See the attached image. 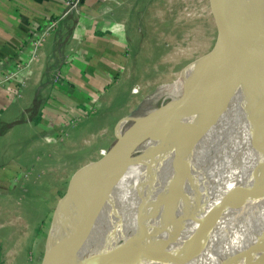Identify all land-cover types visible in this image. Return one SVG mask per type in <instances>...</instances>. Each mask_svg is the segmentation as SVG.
<instances>
[{
    "label": "rangeland",
    "instance_id": "1",
    "mask_svg": "<svg viewBox=\"0 0 264 264\" xmlns=\"http://www.w3.org/2000/svg\"><path fill=\"white\" fill-rule=\"evenodd\" d=\"M246 1L150 0V4L144 5L136 16H131L128 32L140 36L135 43H130L129 66L116 65L114 73L107 77L105 83L88 86L91 87L85 94L88 109L83 106L77 109L69 107L68 115L73 111L72 117L60 114L56 118L55 132L59 143L48 140L50 143L45 149L50 150L49 156L45 158L47 154H44L42 159L47 161L45 176L48 177L43 183L49 189L38 191L35 196H25L26 189L30 193L34 191V182L31 181L29 187L27 184L15 186V180L6 182L0 188V235L3 236V242L0 240V264H58V235L55 233L53 236L55 210L69 199L74 176L111 156L117 158L123 155L130 141L142 131L144 123L136 127L132 121L125 123L126 138L117 145L121 122L143 117L151 111L153 115L171 101L184 99L189 79L187 101L179 107L173 132L183 140L193 134L196 123H192L190 128H183L188 120L187 110L192 109L190 106L198 109L200 99L195 98L201 84L202 88L206 87H203V79L207 85L213 73L211 69L226 55V40L237 8L240 5L248 10V17L256 23L264 17L260 12L249 10ZM261 100L258 122L264 119V91ZM171 108L162 109L153 120L148 121L147 131L160 114L155 124H163L165 128L171 121ZM195 115L192 117L194 121ZM160 127L156 125L152 134L134 149L133 157L148 148ZM21 141L22 138L16 140L17 143ZM263 143L264 131L257 130L249 136L246 152L259 148ZM7 169L16 177L24 174L17 166ZM139 173L138 170L134 172L131 183L123 178H113L106 184L105 197L109 207L100 223L103 230L131 204L134 194L128 191L139 180ZM263 173L264 155L254 159L250 165L246 195L229 242L231 264H264ZM67 191L69 196L66 197ZM103 206L102 200L92 215V223L99 218ZM113 232L111 229L101 233L98 239L102 245ZM127 237L122 238V244ZM161 238L160 231L153 230L145 238L143 247L134 252L136 248L129 257L126 256L128 258L115 264H138L150 251L152 243L158 246ZM62 261L61 264H65Z\"/></svg>",
    "mask_w": 264,
    "mask_h": 264
},
{
    "label": "crops",
    "instance_id": "2",
    "mask_svg": "<svg viewBox=\"0 0 264 264\" xmlns=\"http://www.w3.org/2000/svg\"><path fill=\"white\" fill-rule=\"evenodd\" d=\"M67 3L0 0V188L34 182L25 196L49 189L42 159L49 156L48 140L59 143L56 118L69 107L88 109V86L105 83L116 65L129 66L130 43L140 35L128 32V20L150 0ZM15 166L24 174L7 169Z\"/></svg>",
    "mask_w": 264,
    "mask_h": 264
},
{
    "label": "water",
    "instance_id": "3",
    "mask_svg": "<svg viewBox=\"0 0 264 264\" xmlns=\"http://www.w3.org/2000/svg\"><path fill=\"white\" fill-rule=\"evenodd\" d=\"M246 3L249 10L264 14V0H247ZM246 11L248 10L239 5L233 16L226 40L228 44L223 67L226 66L227 69L225 89L232 111L241 116L242 125L248 129L249 135L253 136L256 133L260 116L259 111L262 102L260 89L263 90L264 86V27H260L251 20ZM203 80V87H205V79ZM190 83L189 79L184 99L171 101L153 115L151 111L143 117L128 118V120L123 121L125 123L132 121L135 127L144 123L142 131L130 141L131 143L123 155L117 158L111 156L90 166L80 175L74 176L69 199L65 205L59 204L55 210L53 236L55 233L58 235V264H61L62 259L65 264H107L104 246L92 229V215L104 197L106 184L113 178H123L131 183L136 170L140 171L138 188L160 198L177 196L205 176H211L213 181L216 179V190L211 204L212 224L226 210H232L233 207L241 205L246 195L244 186L228 201L224 200L223 196L218 195L223 188L225 172L223 174L224 167L213 146L200 153H194L188 150L178 134L173 132L174 123L179 114L177 105H173L170 109L171 121L165 128H163V124L153 123L147 131L148 121L153 120L159 111L170 106L172 102L186 100ZM221 86L223 87V85ZM203 102L199 108H206V111L209 112L211 101L208 100L202 106ZM190 108L192 109L187 110L186 118L188 120L184 124V129L192 127V123L201 122L200 119H196V121L192 119L199 109L192 106ZM205 115L207 116V113ZM123 122L118 128L119 140L117 145L126 138V131H124V126L122 127ZM156 125L161 126L160 130L155 134L148 148L142 154L133 157L134 149L152 134ZM166 142L171 144L166 145ZM131 148L129 157H126L125 155ZM179 166H186L187 170L177 180L168 182L155 180L152 183L150 168ZM65 196H69V191L66 192ZM207 235L199 236L191 242L180 260H178L177 250L151 245L150 251L138 264H193L203 251ZM145 242L143 239L134 252L143 247Z\"/></svg>",
    "mask_w": 264,
    "mask_h": 264
},
{
    "label": "bare ground",
    "instance_id": "4",
    "mask_svg": "<svg viewBox=\"0 0 264 264\" xmlns=\"http://www.w3.org/2000/svg\"><path fill=\"white\" fill-rule=\"evenodd\" d=\"M257 24L264 27V17ZM225 56L213 66L211 69L213 73L206 87L202 88L201 84L195 98L200 99L199 106L201 102L204 101L203 106L210 100V111L207 112L206 108L198 106L195 119H200L201 122L196 123L197 127L188 139H180L186 148L194 153H200L213 146L224 167L223 174L225 172L223 188L218 195L228 201L242 186L246 190L251 162L264 155V143L259 148L246 152V142L250 136L248 129L242 125L241 116L233 113L226 96L227 69L226 66L223 67ZM263 91L264 86L263 90L260 89L261 96ZM186 101L172 102L170 106L177 105L179 108ZM188 102L190 103V100ZM161 115L154 121L156 122ZM257 130L264 131V119L258 122ZM129 152L131 151L128 150L126 157H129ZM186 170V166L152 167L149 172L153 183L155 180L162 182L177 180ZM215 182L216 179L213 181L211 176H205L177 196L160 198L140 190L137 181L128 191L134 194L131 204L113 219L106 230H103L100 224L109 207L104 193L102 199L104 208L99 218L92 223V229L97 237L101 233L114 230L103 245L107 264H115L128 256L153 230L160 231L162 235L158 246L177 250L178 260L184 256L191 242L199 236L208 234L203 251L193 264H231L229 242L243 201L240 206L226 210L212 224L211 204L216 190ZM125 235L128 237L122 244L121 240ZM152 246L156 245L152 243Z\"/></svg>",
    "mask_w": 264,
    "mask_h": 264
},
{
    "label": "built area",
    "instance_id": "5",
    "mask_svg": "<svg viewBox=\"0 0 264 264\" xmlns=\"http://www.w3.org/2000/svg\"><path fill=\"white\" fill-rule=\"evenodd\" d=\"M84 1H85V0H68L67 5H68L69 7H71V8H77V7H79L80 4L83 3ZM72 110H73V109H72ZM72 110H71V111H72ZM72 113H73V111L71 112V114H72ZM71 114L68 115V116L72 117Z\"/></svg>",
    "mask_w": 264,
    "mask_h": 264
}]
</instances>
